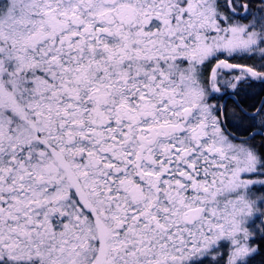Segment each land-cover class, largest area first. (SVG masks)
<instances>
[{"label": "snow or ice", "instance_id": "6c2138e0", "mask_svg": "<svg viewBox=\"0 0 264 264\" xmlns=\"http://www.w3.org/2000/svg\"><path fill=\"white\" fill-rule=\"evenodd\" d=\"M264 264V0H0V264Z\"/></svg>", "mask_w": 264, "mask_h": 264}, {"label": "rangeland", "instance_id": "374dc122", "mask_svg": "<svg viewBox=\"0 0 264 264\" xmlns=\"http://www.w3.org/2000/svg\"><path fill=\"white\" fill-rule=\"evenodd\" d=\"M258 258H256V264H260V260H258Z\"/></svg>", "mask_w": 264, "mask_h": 264}, {"label": "trees", "instance_id": "16d2710c", "mask_svg": "<svg viewBox=\"0 0 264 264\" xmlns=\"http://www.w3.org/2000/svg\"><path fill=\"white\" fill-rule=\"evenodd\" d=\"M257 258H258V260H261V257L258 256ZM258 260H257V261H258Z\"/></svg>", "mask_w": 264, "mask_h": 264}]
</instances>
